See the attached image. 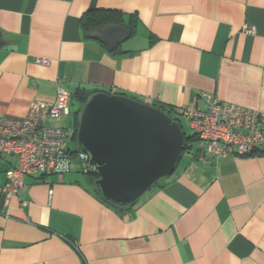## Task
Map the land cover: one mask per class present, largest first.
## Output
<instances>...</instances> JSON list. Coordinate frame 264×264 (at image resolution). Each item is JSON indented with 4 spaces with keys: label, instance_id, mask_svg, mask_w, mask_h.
<instances>
[{
    "label": "crops",
    "instance_id": "1",
    "mask_svg": "<svg viewBox=\"0 0 264 264\" xmlns=\"http://www.w3.org/2000/svg\"><path fill=\"white\" fill-rule=\"evenodd\" d=\"M97 12L111 22L86 31ZM110 25L130 32L113 50L92 37ZM0 42L2 118L53 101L58 85L179 113L209 98L264 113V0H0ZM193 144L121 210L77 168L27 177L5 202L17 162L0 157V264H264V155Z\"/></svg>",
    "mask_w": 264,
    "mask_h": 264
},
{
    "label": "water",
    "instance_id": "2",
    "mask_svg": "<svg viewBox=\"0 0 264 264\" xmlns=\"http://www.w3.org/2000/svg\"><path fill=\"white\" fill-rule=\"evenodd\" d=\"M129 36L128 29L110 25L92 37L113 50ZM76 141L98 177L97 194L119 207L132 205L171 175L186 148L181 128L164 112L104 92L83 106Z\"/></svg>",
    "mask_w": 264,
    "mask_h": 264
},
{
    "label": "built area",
    "instance_id": "3",
    "mask_svg": "<svg viewBox=\"0 0 264 264\" xmlns=\"http://www.w3.org/2000/svg\"><path fill=\"white\" fill-rule=\"evenodd\" d=\"M245 32L253 30L246 27ZM70 101L69 92L58 85L53 101L33 103L24 118L0 117V157H14L17 162L1 189L5 202L24 189L27 177L65 175L73 168L82 174L93 170L87 155L70 146L68 131L48 125L69 115ZM179 116L201 146L215 155H264L263 112L209 98L204 110L186 107Z\"/></svg>",
    "mask_w": 264,
    "mask_h": 264
},
{
    "label": "trees",
    "instance_id": "4",
    "mask_svg": "<svg viewBox=\"0 0 264 264\" xmlns=\"http://www.w3.org/2000/svg\"><path fill=\"white\" fill-rule=\"evenodd\" d=\"M111 20H112V16H110L108 14V12H97V13L89 14V16H87L82 21H83V26H84L85 30L89 31L91 29L99 28V27H101L103 25L109 24L111 22ZM92 95L93 94L85 92V91H83L81 89L80 90H76V92L71 95V101H70V104H69V115H68V116L71 115L70 129H67V128H64V129H66L68 131L70 141L75 143V145H76L78 150H80V149L77 146L76 134H77L78 124H79L80 113H81V110H82L83 106L91 98ZM118 95H122V96H125L127 98L133 99L135 101H139L136 98L128 97L125 94H118ZM73 100H76L79 103L78 106H80V107L75 109L74 112H70V107L72 105V101ZM151 106H153V107L159 109L160 111L164 112L168 117H170L173 121H175L178 124V126L181 128V130H182V132L184 134L185 141H186V148L182 152V154L184 152H189L192 149V144L195 143V142H198V139H197V137L194 134H189V133H187L186 131L183 130L182 123H181V120H180V117H179L180 113L177 112V111H174L172 109H167L163 105L152 104ZM83 175H85L88 178L90 186L92 187L96 197L99 200H101L104 204H106L108 206H111L114 209H118V210L125 209V208L131 206V205H129V206H126V207H119V206H115V205L103 200L96 192L94 183H95V180L98 177L93 173V170H90L87 174H83ZM41 178H43V177H41Z\"/></svg>",
    "mask_w": 264,
    "mask_h": 264
},
{
    "label": "rangeland",
    "instance_id": "5",
    "mask_svg": "<svg viewBox=\"0 0 264 264\" xmlns=\"http://www.w3.org/2000/svg\"><path fill=\"white\" fill-rule=\"evenodd\" d=\"M77 106H78V103H77L76 101H73V103H72V105H71V109H72V108H77ZM70 121H71V115L67 118V121H66L65 124H64V126H65L67 129H70ZM185 124H186V123H185L184 121H182V127H183V130L186 131V132H188L189 134H191V131L188 130V129L185 127V126H186ZM69 144H70V146H71L72 148L75 147V143H74V142L70 141ZM193 147H195L194 144H193ZM187 154H188V152L184 153L182 158H184ZM59 176H60V175H59Z\"/></svg>",
    "mask_w": 264,
    "mask_h": 264
}]
</instances>
